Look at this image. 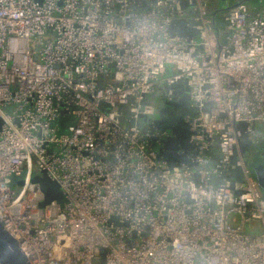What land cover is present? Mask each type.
I'll use <instances>...</instances> for the list:
<instances>
[{"label": "built area", "instance_id": "built-area-1", "mask_svg": "<svg viewBox=\"0 0 264 264\" xmlns=\"http://www.w3.org/2000/svg\"><path fill=\"white\" fill-rule=\"evenodd\" d=\"M259 4L0 0V221L30 264H264V193L241 145L264 125ZM179 81L193 164L172 170L151 141L172 131L140 119L156 126L152 95L172 100ZM41 171L61 205L39 207Z\"/></svg>", "mask_w": 264, "mask_h": 264}, {"label": "water", "instance_id": "water-1", "mask_svg": "<svg viewBox=\"0 0 264 264\" xmlns=\"http://www.w3.org/2000/svg\"><path fill=\"white\" fill-rule=\"evenodd\" d=\"M214 8H217V2ZM217 10V9H216ZM208 11L214 14V10L210 7ZM174 31L173 25H171V32ZM186 35V32L182 33ZM194 33L188 36L192 37ZM185 85L186 88L183 86ZM183 87L182 90H178L174 98L170 101H166L165 104L159 107L160 121L156 126L152 128H147L143 125V119H140V127L145 133L147 131H153L156 127L159 129H170L172 131V136L162 140L161 144L156 142V137L152 138V148L158 152V157L167 162L172 170L177 169L182 164L191 166L193 164L192 160L186 154H182L180 150H191L193 147L189 143V136L191 132L188 129V125L184 122L183 116L189 114L194 116L196 113V108L190 105V100L188 103H176L178 99H181L184 92H188L187 81H179L175 83L174 87ZM147 101V100H146ZM145 101V102H146ZM121 110V107H118ZM178 115V118L176 116ZM122 121V118H119ZM3 123L0 117V127ZM60 124H64L62 118L59 119ZM124 125V124H123ZM161 127V128H160ZM146 137V136H145ZM218 139H215L214 148H217ZM241 145L243 152L245 153L250 146V142L247 140L246 134L242 136ZM197 154V151H193L190 156L193 157ZM211 164L215 165L217 163V158L211 154ZM250 172L253 174L257 180L258 185L264 193V165L255 164L248 165ZM228 169L233 173L235 181H240L242 179V173L240 168L234 166V159L230 163ZM27 176V170H23L19 175L12 174L6 179V184L14 189L17 185H23L25 178ZM218 176H213L212 180H217ZM31 182L38 184L42 193L43 199L39 202V207L44 208L46 205L55 202L57 205H61L64 202V194L59 186V184L52 180L45 171L40 173H32ZM0 263L1 264H30L25 254L19 247L18 241L4 228L2 222L0 221Z\"/></svg>", "mask_w": 264, "mask_h": 264}, {"label": "rangeland", "instance_id": "rangeland-1", "mask_svg": "<svg viewBox=\"0 0 264 264\" xmlns=\"http://www.w3.org/2000/svg\"><path fill=\"white\" fill-rule=\"evenodd\" d=\"M231 1H233V0H231ZM253 1H255L256 4H257L255 6H257V8H259L260 7V4H259L258 0H253ZM253 5H254V3L251 6H253ZM212 16L215 17V20H216L217 25H219L221 23L223 26H225L224 21L222 19V14L221 13L214 12V14H212ZM169 70H171V68H169ZM184 87L186 88L185 85H184ZM161 98L162 97L159 95L158 92H155L152 95V98H151L152 102L156 106V113H155L154 116L149 117V118L155 120V122L157 124L160 121L159 107L161 105L165 104V102ZM188 102H189V95H188V92L187 91L183 93L181 99H178L176 101V103H188ZM259 127H261V136L259 138V141L256 144H253L251 151L246 155V158H247L246 161L247 162H249V159H252L253 156H255V153H256V155H259L258 158H264V125L263 126L259 125ZM261 156H263V157H261Z\"/></svg>", "mask_w": 264, "mask_h": 264}, {"label": "flooded vegetation", "instance_id": "flooded-vegetation-1", "mask_svg": "<svg viewBox=\"0 0 264 264\" xmlns=\"http://www.w3.org/2000/svg\"><path fill=\"white\" fill-rule=\"evenodd\" d=\"M176 116H177V118H178V115L176 114ZM144 121H146V118H142ZM161 128V127H160ZM190 137V136H189ZM252 146L253 145H251V146H249V148H248V150H246V152H245V161H246V155L251 151V149H252ZM256 150V149H255ZM261 155V154H260ZM259 157V155H256V153H255V156H253V158L252 159H249V162H247L246 161V164L248 163L249 164V166H251V165H255V164H263L264 165V158H258ZM261 157H263V156H261ZM248 164H247V166H248Z\"/></svg>", "mask_w": 264, "mask_h": 264}, {"label": "crops", "instance_id": "crops-1", "mask_svg": "<svg viewBox=\"0 0 264 264\" xmlns=\"http://www.w3.org/2000/svg\"><path fill=\"white\" fill-rule=\"evenodd\" d=\"M258 2H259V0H258ZM243 3H244L245 5H248V6H251L253 3H254L253 6L257 5L256 2L253 1V0H243ZM261 126H263V125H261ZM259 128H260V131H261V127H259Z\"/></svg>", "mask_w": 264, "mask_h": 264}, {"label": "trees", "instance_id": "trees-1", "mask_svg": "<svg viewBox=\"0 0 264 264\" xmlns=\"http://www.w3.org/2000/svg\"><path fill=\"white\" fill-rule=\"evenodd\" d=\"M63 119V118H62ZM64 121V124H60V126L62 127V129H64V126H65V120L63 119ZM260 130V129H259ZM253 145V144H252ZM251 146V145H250Z\"/></svg>", "mask_w": 264, "mask_h": 264}]
</instances>
